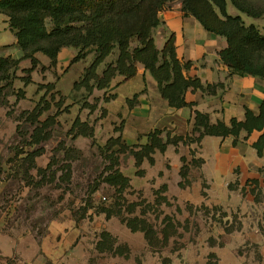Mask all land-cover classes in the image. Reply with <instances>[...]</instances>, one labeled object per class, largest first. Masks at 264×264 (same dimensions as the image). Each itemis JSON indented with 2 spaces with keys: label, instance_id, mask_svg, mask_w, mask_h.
<instances>
[{
  "label": "rangeland",
  "instance_id": "rangeland-1",
  "mask_svg": "<svg viewBox=\"0 0 264 264\" xmlns=\"http://www.w3.org/2000/svg\"><path fill=\"white\" fill-rule=\"evenodd\" d=\"M251 1L264 9V0ZM235 11L230 7V14ZM245 19L264 34V17ZM170 34L164 23L154 30L157 47ZM94 56L73 65L61 59L55 67L39 60L31 73L25 72L31 62L23 61L0 72V211L6 231L41 241L52 227L64 226L65 232L77 228L80 237L70 252L79 244L83 264H264L263 245L258 250L256 245H239L234 236L222 237L221 230L231 227L225 219L228 213L206 206V192L194 190L199 164L190 154L183 156L178 169L174 164L180 150L158 151L153 164L145 160L137 166L134 152L146 140L142 134L127 141L125 125H136L130 115L140 100L132 96L136 100L130 105L128 98H117L123 77L92 95L74 90ZM117 58V53L109 57L99 74ZM258 60L264 64V55ZM51 84L55 90L49 92ZM140 95L144 97V91ZM43 97L50 110L38 121L27 120ZM57 113L43 141L32 144L35 130ZM78 118L95 128L93 138H74L71 129ZM117 137L129 145L127 151L121 152L119 145L106 148L108 140ZM118 174L127 182L117 179Z\"/></svg>",
  "mask_w": 264,
  "mask_h": 264
},
{
  "label": "trees",
  "instance_id": "trees-1",
  "mask_svg": "<svg viewBox=\"0 0 264 264\" xmlns=\"http://www.w3.org/2000/svg\"><path fill=\"white\" fill-rule=\"evenodd\" d=\"M173 1L175 0H0V13L9 17L10 26L16 32L17 45L23 52V57L15 62L12 61L14 59L0 58V72L6 73L7 66L29 60L32 66L25 72L31 73L40 63L36 57L38 53L48 57L51 66L55 67L62 49L73 48L77 50V54L71 65L86 59L91 53L95 55L82 79L75 82L74 90L85 89L89 95L95 90H107L117 77H123L122 82L134 79L138 75L139 65H143L156 80L162 99L171 108L193 109L195 104L186 101L187 92H207L211 86L205 87L200 79L185 76L191 63L178 58L174 33L169 35L163 49L157 47L154 38V30L163 24L161 12ZM181 1L186 16L194 17L207 32L226 39L228 46L219 55L232 74L264 80V64L258 60L264 55V34L256 24H247L243 18H262L264 9L257 7L251 0ZM230 7L239 14H230ZM134 42L137 44L135 47ZM116 53V62L109 64L100 75L99 67ZM4 79L5 77L1 80ZM29 82L26 81L25 84L28 85ZM47 89L52 92L55 85H48ZM134 100H128V104L133 105ZM50 108L51 105L43 97L27 120L38 121ZM195 114L193 136H188L187 141L181 138L185 144L200 143L206 136L239 138L243 131L250 134L254 130L264 129V103L259 115L246 109L245 121L232 119L230 124H212L208 114L198 111ZM57 116L58 113L41 123V127L32 136V144L43 141L45 131L56 123ZM71 132L74 138H93L95 128L78 118L74 121ZM161 135L162 131L159 130L149 133L148 142L140 151L134 152L138 167L145 160L153 164V156L158 151L164 154L170 145L178 146V141L169 138L165 142ZM117 145L121 152L130 148L121 137L109 139L106 148L110 150ZM116 176L127 182L121 175ZM108 217H111L110 213Z\"/></svg>",
  "mask_w": 264,
  "mask_h": 264
},
{
  "label": "crops",
  "instance_id": "crops-1",
  "mask_svg": "<svg viewBox=\"0 0 264 264\" xmlns=\"http://www.w3.org/2000/svg\"><path fill=\"white\" fill-rule=\"evenodd\" d=\"M238 14L234 12V15ZM160 18L176 36L178 58L191 63L185 76L200 79L205 87L209 85L211 88L207 92H187L186 101L195 104L193 109H174L162 99L153 76L139 65L138 75L116 90L117 98L131 100L132 96H137L140 100L130 115L136 125L129 122L125 125L127 141L144 134L146 144L147 135L155 130L162 131L161 137L166 138L165 142L176 137L186 140L193 136L196 111L208 114L212 124H230L232 119L245 121L246 109L260 114L264 103V80L231 73L219 55L228 46L225 38L207 32L194 17L186 16L181 0L171 2L161 12ZM245 21L251 23L248 19ZM17 43L9 17L0 13V58L21 59L23 52ZM165 43L166 40L160 42L158 48L163 49ZM76 54L77 50L64 48L58 62L61 59L72 61ZM36 57L45 65L51 64L50 59L41 53ZM143 91L144 97L139 96ZM127 117L125 115L124 119ZM179 145L182 148L170 145L165 154L180 150L174 164L177 169L186 154L199 164V178L193 183V188L206 192L203 198L206 206L221 208L228 213L225 219L231 227L228 232L221 230L222 237L234 236L237 242H241L239 245H256L258 250L259 244L264 246V129L250 134L243 131L239 138L206 136L200 143L185 145V142H180ZM5 223V214L0 211V264H83L79 244L75 252H70L80 237L77 228L65 232L64 226H55L38 241L6 231ZM61 234L66 237L60 239Z\"/></svg>",
  "mask_w": 264,
  "mask_h": 264
}]
</instances>
